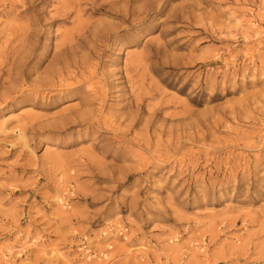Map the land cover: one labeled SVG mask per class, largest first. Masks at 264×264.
<instances>
[{"label":"rangeland","instance_id":"1","mask_svg":"<svg viewBox=\"0 0 264 264\" xmlns=\"http://www.w3.org/2000/svg\"><path fill=\"white\" fill-rule=\"evenodd\" d=\"M0 264H264V0H0Z\"/></svg>","mask_w":264,"mask_h":264},{"label":"bare ground","instance_id":"2","mask_svg":"<svg viewBox=\"0 0 264 264\" xmlns=\"http://www.w3.org/2000/svg\"><path fill=\"white\" fill-rule=\"evenodd\" d=\"M57 75H58V73H57Z\"/></svg>","mask_w":264,"mask_h":264}]
</instances>
